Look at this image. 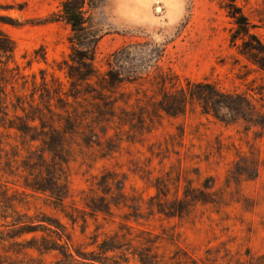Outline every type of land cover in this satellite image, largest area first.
Wrapping results in <instances>:
<instances>
[{
    "label": "rangeland",
    "instance_id": "374dc122",
    "mask_svg": "<svg viewBox=\"0 0 264 264\" xmlns=\"http://www.w3.org/2000/svg\"><path fill=\"white\" fill-rule=\"evenodd\" d=\"M261 115L264 0H0V259L263 254Z\"/></svg>",
    "mask_w": 264,
    "mask_h": 264
},
{
    "label": "trees",
    "instance_id": "16d2710c",
    "mask_svg": "<svg viewBox=\"0 0 264 264\" xmlns=\"http://www.w3.org/2000/svg\"><path fill=\"white\" fill-rule=\"evenodd\" d=\"M63 14L65 15V18L67 19L68 23L71 24L73 31H76L79 27H81L82 22L80 20L78 9L70 10L67 6L64 5ZM207 87L211 90V96H212L211 102L215 106H221L224 107V109H229V107L231 106V102H230V100L232 99L231 96H229V100L227 101L226 98H228V96H223L211 85L207 84ZM211 102H206V104L205 102H202V107L205 108L207 112H210L209 104ZM254 123H255L254 125L259 127V129L264 134V116L262 115L259 116L258 120H256ZM30 249H36L40 251L39 248L30 247ZM209 251H207L206 256H204L200 260H196L193 258H186L182 260L180 258H177V254H176V256L171 258L172 260L171 264H264V253L256 255L251 253L248 249L245 250L243 254L237 253L234 255L233 254L231 255V252L229 250H225V254H223L222 256H217V255L212 256L213 251L212 253H210ZM152 258L155 259L156 257L153 256ZM139 262L140 264H156V261L150 260V257L148 255L145 257L141 256L139 258ZM0 264H13V263L6 262L0 259Z\"/></svg>",
    "mask_w": 264,
    "mask_h": 264
}]
</instances>
